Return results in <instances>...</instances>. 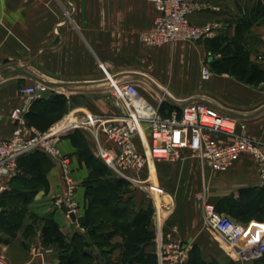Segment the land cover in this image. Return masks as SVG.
Wrapping results in <instances>:
<instances>
[{"label":"crops","instance_id":"obj_1","mask_svg":"<svg viewBox=\"0 0 264 264\" xmlns=\"http://www.w3.org/2000/svg\"><path fill=\"white\" fill-rule=\"evenodd\" d=\"M194 1L198 9L188 17L193 26L219 25L215 35L208 39H231L239 20L257 7H264V0ZM66 14H70L72 22L67 21ZM156 15L154 6L146 0H0V68H4L1 73L14 71L17 66L51 82L69 84L66 89H48L40 98L29 100L22 89L34 85L33 80L21 76L0 79V140L9 138L18 126L10 117L13 110H20L24 121L35 100H49L56 94L67 99L68 112L64 116H82L83 112L124 114L109 90L106 79L109 75L133 82L140 95L158 108L166 104L179 107L195 100L220 112H230L246 125V136L264 143V83L249 86L231 75L213 72L207 80L202 79L201 68L210 51L205 40L148 48L140 35L152 30ZM260 15L264 18V10L248 28L246 47L250 62L264 72V23ZM213 58L218 56L210 57ZM81 133L91 152L105 164L95 137L84 130ZM214 139L218 143L229 141L222 135H214ZM58 148L70 163L75 220H71L65 206H56L66 189L55 160L47 157L51 165L39 176L20 172L22 181L17 176L5 178L0 184L3 187L0 199L10 195L9 192L35 190L27 202L8 199L26 210L21 228L14 236H9L5 225H0V254L6 264H58V252L43 245L40 238L43 218L50 217L66 238L75 232L87 237L78 219L87 205L83 182L89 172L84 163H79L69 139L61 138ZM155 171L157 183L170 201L160 207L163 213L160 217L154 207L150 227L155 238L144 248L145 252L157 255L161 243L171 241L189 245L190 249L195 246L205 262L254 264L253 260H241L216 234L205 231L195 199L205 189L208 200L215 204L223 197L236 196L242 188L261 187L249 157L243 156L226 172L213 175L197 157L183 151L181 161L157 162ZM141 208H145L144 203L138 202L136 209ZM251 224L261 227L256 231L264 230V224ZM112 242L120 243V238L117 236ZM117 253L118 249L114 255Z\"/></svg>","mask_w":264,"mask_h":264},{"label":"built area","instance_id":"obj_2","mask_svg":"<svg viewBox=\"0 0 264 264\" xmlns=\"http://www.w3.org/2000/svg\"><path fill=\"white\" fill-rule=\"evenodd\" d=\"M157 15L152 30L140 35L143 44L160 47L182 41H203L215 35L218 24L209 23L193 26L188 17L198 9L194 0H146ZM66 19L72 22L70 14ZM212 55L207 52L206 59ZM211 71L205 61L201 77L207 80ZM111 94L124 104V114L116 116L83 114L67 115L52 125L46 132L39 133L24 124L21 111L10 114L18 126L11 136L0 140V184L5 178L20 173L19 157L40 151L59 163L61 178L65 184L64 194L56 201L57 207L65 206L67 214H75L72 201L74 184L70 178V163L59 151L58 144L64 134L84 130L95 137L98 152L105 164L130 184L139 182L142 172L146 173L150 188L156 187L155 164H174L182 160L183 151L197 157L203 168L224 173L241 157L247 156L257 170L258 181L264 186V143L246 136L237 128V119L230 112H220L207 104L190 100L180 104L178 110L162 116L160 108L153 106L138 92L135 84L106 75ZM47 87L34 83L22 89L29 100L40 98ZM162 98V97H161ZM214 135L228 138L227 143H218ZM3 187H0L2 191ZM201 212L202 227L216 234L229 249L236 251L241 260H258L264 255V230L249 232L245 226L224 213L217 212L206 195L205 189L196 197ZM190 246L184 243L164 241L157 254V264H185ZM0 264H6L0 254Z\"/></svg>","mask_w":264,"mask_h":264},{"label":"trees","instance_id":"obj_3","mask_svg":"<svg viewBox=\"0 0 264 264\" xmlns=\"http://www.w3.org/2000/svg\"><path fill=\"white\" fill-rule=\"evenodd\" d=\"M263 10L264 7L261 9L257 7L252 14L239 20L235 35L231 39L221 37L205 39L211 55L218 56L207 61L211 72L231 75L238 82L249 86L264 83V72L250 62L246 47L248 28ZM259 17L261 23H264L263 16ZM175 109L178 110L177 107L168 104L162 105L160 114L167 116ZM67 112V99L56 94L49 100H35L24 116V123L27 128L44 133ZM66 138L76 149L79 163H84L89 172L83 182L87 205L84 215L78 219V225L86 231L87 237L75 232L70 238H66L56 223L50 217H46L43 218L41 227L42 244L53 247L58 252V264H157V255L144 250L155 238L150 227L152 206L136 209L131 205L125 198L129 183L116 177L107 165L96 158L81 130H74ZM47 157L44 153L36 151L19 157L17 165L21 173L39 176L51 165ZM19 175L20 173L16 178L22 181L24 177ZM9 194L6 198L0 199V225L6 226L9 236H14L21 228L26 207L9 200L17 198L27 202L35 195V190L31 188ZM214 207L217 212L226 214L238 223L264 224V186L242 188L236 196L219 199ZM29 228L32 229V226ZM117 236L120 243H113L112 240ZM117 249L118 253L114 255ZM185 264L218 263L214 260L205 262L197 248L193 246L188 252ZM254 264H264V255L255 260Z\"/></svg>","mask_w":264,"mask_h":264},{"label":"rangeland","instance_id":"obj_4","mask_svg":"<svg viewBox=\"0 0 264 264\" xmlns=\"http://www.w3.org/2000/svg\"><path fill=\"white\" fill-rule=\"evenodd\" d=\"M148 48L151 49L153 47L149 46ZM114 99H115V103L118 104V107L120 106V108L124 109V104L118 98H114ZM83 114H88V113L83 112ZM237 128L239 131H241V128H242L244 130V132L246 133V129H247L246 125H244L243 123H240L238 120H237ZM113 174L117 177V175L114 172H113ZM212 174L215 175V174H219V173L218 172H212ZM153 187L150 188L148 180H147V176L140 174L139 182L134 183L133 185L129 183V187L126 188L127 194L125 195V198H127L130 201L131 205L134 206V208H136L138 202H142V203H144L145 207L148 205H151L153 208V213H154V207H155L158 211L157 216L160 217L161 214H163L160 207L162 206V204L166 205V202L170 201V198L166 194V192H164L160 188L158 183L156 184V187L159 191L160 190L163 191V193L162 192H156ZM243 225L245 226V228L249 232H255L256 230L261 229V227H259L257 224L249 223V224H243Z\"/></svg>","mask_w":264,"mask_h":264},{"label":"water","instance_id":"obj_5","mask_svg":"<svg viewBox=\"0 0 264 264\" xmlns=\"http://www.w3.org/2000/svg\"><path fill=\"white\" fill-rule=\"evenodd\" d=\"M3 69L4 68H0V79H8V78H11V77H14V76H21V77H24V78H29V79L33 80L35 83L43 85V86H45V87H47L48 89H51V90L66 89V88L69 87V84L51 82L49 80H46L42 76L36 75L34 73H31V72L25 70L24 68H18L17 66L16 67L14 66V69H15L14 71L7 72V73H1V71ZM154 89L156 91H158L157 88L154 87ZM158 92H160L159 94H162V96L164 98H166L169 102L173 103V100H171L163 92H161V91H158ZM71 132L72 131L68 132L67 134H64L62 137L68 136ZM69 217L71 218L72 221L75 220V217H74L73 214H70Z\"/></svg>","mask_w":264,"mask_h":264}]
</instances>
